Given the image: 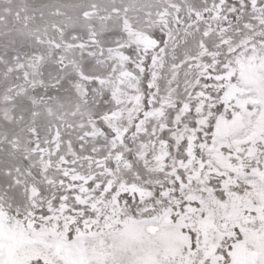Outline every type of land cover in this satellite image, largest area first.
I'll return each mask as SVG.
<instances>
[{"label":"snow or ice","instance_id":"snow-or-ice-1","mask_svg":"<svg viewBox=\"0 0 264 264\" xmlns=\"http://www.w3.org/2000/svg\"><path fill=\"white\" fill-rule=\"evenodd\" d=\"M0 264H264V0H0Z\"/></svg>","mask_w":264,"mask_h":264}]
</instances>
